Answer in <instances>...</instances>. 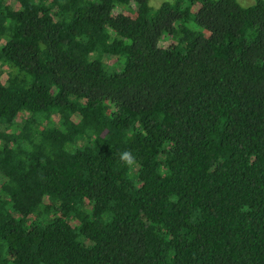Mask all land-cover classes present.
Masks as SVG:
<instances>
[{
	"label": "trees",
	"instance_id": "obj_1",
	"mask_svg": "<svg viewBox=\"0 0 264 264\" xmlns=\"http://www.w3.org/2000/svg\"><path fill=\"white\" fill-rule=\"evenodd\" d=\"M14 1L0 264H264V0Z\"/></svg>",
	"mask_w": 264,
	"mask_h": 264
},
{
	"label": "rangeland",
	"instance_id": "obj_2",
	"mask_svg": "<svg viewBox=\"0 0 264 264\" xmlns=\"http://www.w3.org/2000/svg\"><path fill=\"white\" fill-rule=\"evenodd\" d=\"M175 0H150V6L154 9L158 8L161 4L164 2H174ZM241 4L243 5H251L255 3V0H238ZM13 4H15V1L13 0ZM120 9V8H119ZM133 8L126 9L127 12L131 13L133 11ZM133 13V12H132ZM173 42V39L166 35L164 38L161 40V45L164 47H167L171 45ZM113 66V65H112ZM115 67L119 68V65H115ZM7 72L8 68L7 67H0V81L4 82L7 78Z\"/></svg>",
	"mask_w": 264,
	"mask_h": 264
},
{
	"label": "clouds",
	"instance_id": "obj_3",
	"mask_svg": "<svg viewBox=\"0 0 264 264\" xmlns=\"http://www.w3.org/2000/svg\"><path fill=\"white\" fill-rule=\"evenodd\" d=\"M120 160L129 166L133 165L135 163V157L132 155V153L128 150L123 151L120 153Z\"/></svg>",
	"mask_w": 264,
	"mask_h": 264
}]
</instances>
